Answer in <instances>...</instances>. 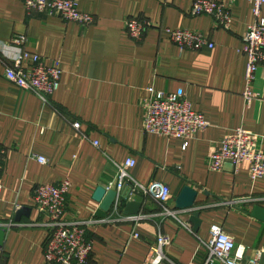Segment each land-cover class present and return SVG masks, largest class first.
<instances>
[{"label": "crops", "instance_id": "obj_1", "mask_svg": "<svg viewBox=\"0 0 264 264\" xmlns=\"http://www.w3.org/2000/svg\"><path fill=\"white\" fill-rule=\"evenodd\" d=\"M193 1L77 0L79 10L94 16L91 25L81 26L57 16L28 15L23 0H0V264H52L44 256L46 219L35 208L33 192L39 184L65 179L70 187L64 219H109L88 228L93 240L89 264H148L158 233L171 238L161 264H223L208 262L201 243L210 239L213 224L233 236L236 248L245 249L242 264H253L249 258L264 251V222L252 215L255 205L264 207V176L251 180L248 163L225 164L219 171L207 163L210 152L238 127L255 134L264 150V65L256 71L255 96L248 102L243 96L242 36L254 21L252 4L237 0L225 29L207 15H191ZM129 17L148 24L140 41L125 29ZM165 28L201 33L213 48L180 50ZM19 35L27 39L21 47L11 43ZM21 51L38 55L46 65L59 63L60 83L48 102L4 77ZM31 63L25 60L24 68ZM150 87L163 93L182 89L209 125L192 138L145 132L142 103ZM129 157L135 160L129 173L137 182L169 186L172 208L184 186L197 191V232L164 216L151 194L140 191L130 196L142 202L138 222L124 218L123 199L117 209L100 208L92 197L95 188L115 189V162ZM183 218L188 220L189 212Z\"/></svg>", "mask_w": 264, "mask_h": 264}, {"label": "built area", "instance_id": "obj_2", "mask_svg": "<svg viewBox=\"0 0 264 264\" xmlns=\"http://www.w3.org/2000/svg\"><path fill=\"white\" fill-rule=\"evenodd\" d=\"M237 0H194L190 14L193 16L207 15L216 26L229 29L232 22L231 7ZM252 4L254 21L248 25L242 36L241 52L246 56L244 99L248 102L254 96L252 85L256 71L264 65V18L261 17V7L264 0H249ZM25 11L28 15L43 14L57 16L66 22H75L81 26H89L94 22V16L78 9L77 0H23ZM148 24L135 17L125 21L128 35L135 41H140ZM164 32L180 50H199L203 47L213 48V43L203 34L187 29L165 28ZM24 35L14 36L11 43L23 46L26 42ZM31 58L29 68H24L23 62ZM4 77L18 90L32 92L44 102H48L54 91L58 88L61 78V68L57 61L46 65L41 58L21 51L14 60L13 67H7ZM148 96L143 100V128L145 132L158 134L165 137L192 138L197 132L206 129L209 125L203 114L195 111L191 103L185 98L182 89L176 92H156L152 87L147 89ZM73 126L79 129L81 124L74 121ZM99 146L97 141L93 142ZM4 149L0 146V192L1 184V156ZM40 163H46L43 156H35ZM210 170L219 171L225 164L237 167L248 163L249 177L251 180L264 176V150L258 145V138L252 132L238 127L225 136L207 157ZM135 164L134 158H127L123 162H115L117 167V183L115 190L119 191L128 186L131 194L135 191L151 194L160 206L164 216L177 221L189 232L194 233L191 223L183 218L182 210L172 208L168 185L152 181L148 185L137 182L129 173V168ZM70 187L68 179L59 184H39L34 188L33 200L35 208L40 215L45 217L47 238L44 245V256L52 264H89L93 248V240L88 237V228L95 223L109 221L105 219H73L66 220L62 217L66 195ZM131 196V195H130ZM130 198V197H129ZM119 196L112 205L117 209ZM127 220L138 222L141 215L124 217ZM11 222L8 224V226ZM210 239L201 241L208 252V262L220 261L223 264H242L245 259V249L236 248L231 234L221 226L213 224L209 228ZM136 237L137 233L134 234ZM171 238L167 234L158 233L156 244L151 247L146 257L148 264H161L167 260L163 247L170 244ZM263 250H256L249 258L253 264L260 261Z\"/></svg>", "mask_w": 264, "mask_h": 264}, {"label": "water", "instance_id": "obj_3", "mask_svg": "<svg viewBox=\"0 0 264 264\" xmlns=\"http://www.w3.org/2000/svg\"><path fill=\"white\" fill-rule=\"evenodd\" d=\"M119 196L120 199L125 200V205L122 210V214L125 216L136 215L139 213L142 206V202L134 199H130L131 189L128 186L123 187L119 193L113 189H106L102 186H97L93 192V199L100 203V208L104 211H108L115 199L116 196ZM197 191L189 185H186L182 188L180 194L175 199L174 207L178 210L189 212L188 221L191 223L193 231L197 232L200 226L201 220L199 218L200 211L194 208V203L196 200ZM23 211L16 213V217L20 215ZM252 215L259 220L264 222V207L255 205L252 209ZM4 234V229L0 228V245L2 244V238ZM264 249V246H263ZM261 263L264 264V253L261 257Z\"/></svg>", "mask_w": 264, "mask_h": 264}]
</instances>
